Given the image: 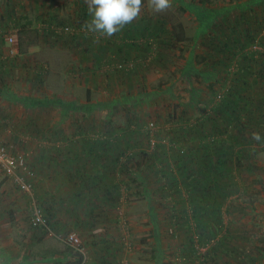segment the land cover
<instances>
[{
	"label": "trees",
	"instance_id": "16d2710c",
	"mask_svg": "<svg viewBox=\"0 0 264 264\" xmlns=\"http://www.w3.org/2000/svg\"><path fill=\"white\" fill-rule=\"evenodd\" d=\"M143 3L142 1V5ZM203 3L199 18L202 22H205L204 18L212 21L214 19V16L211 17L212 4L209 0ZM24 8L13 0L7 2L6 16L16 27L26 31L38 22L40 25H47V28H44L45 36L63 38L66 44L73 41L69 39L70 36H57L54 29V25L66 26L65 21L59 20L52 13L42 15L43 12L41 15L38 14L36 22L32 23L28 16H18L17 9ZM38 9L40 8H36ZM83 10L89 9L83 6ZM84 17L88 18V15L84 13ZM1 20L5 22L3 15ZM218 23L214 24L211 30L201 32L198 37L201 41L195 49L198 52L195 53V58L188 67L190 70L191 65L198 68L190 73L196 77L193 92L197 83L207 88L205 92L201 88L195 90L197 99L195 106L189 107L187 102L177 105L170 103L174 102L171 99L172 88H164L163 92L168 90L167 94L170 93L166 95L171 97L166 98L170 104L165 107L166 109L160 110V114L156 113L154 119L151 115L149 119H140L130 114L128 119L119 125L110 119L106 125L95 124L88 132L84 131L81 121H78L80 119H77L78 128L72 129V134L69 136L65 134L64 125L51 122L45 129L39 130L36 127V133L45 141L52 143V150L67 156L66 164L70 173L65 177L69 182L75 181L74 184L80 178L79 186L75 189L80 201L86 200L89 204L87 206L90 207L91 203L102 199L103 208L106 210L100 213L103 221L110 225L118 224V217L111 219L116 215L115 209L119 210L124 203L137 200L138 196L150 202L155 201L154 196L158 194L166 201L164 207L167 216L171 215L179 221L182 219L177 229L186 226L188 230H192L195 227L206 234L205 238L203 234L198 235V246H207L208 256L196 252L197 247H194L196 240L191 238L193 258H187L185 264H211V262L219 264L220 260L234 264L233 261L240 262L239 257L242 256L244 258L247 256L244 264L246 262L260 264L264 251L257 250L264 247V236L250 235L257 255H253V252L243 255L244 252L237 253L230 246L231 244L234 246L233 242L239 236L230 233L218 236L220 231L214 232L213 228H209L208 232L205 227L212 222L222 225L236 197L239 199L247 196L255 200V183L258 179L255 180L253 176L258 171L264 172V167L256 161V156L264 148V141L258 143L252 139L253 133L264 136V4L260 9L252 6L242 13L235 14L234 17L227 16L226 21L219 25ZM78 27L81 28V25ZM9 29H12V24L7 22L0 27L2 32ZM65 30L68 31V27ZM75 37L81 38L78 40L81 42L75 46L77 49L73 51L76 62L64 71L70 79H76L79 73L77 79L81 82L84 79L80 77L83 76L92 81L97 77H109L121 71L148 74L150 66L170 59V55L165 53L166 50L175 49L187 40L183 29L177 32L172 28L168 29L164 23L150 27L145 16H139L138 20L126 25L122 31L112 37L99 36L98 33L89 31L88 34ZM3 38L4 35L1 34V43ZM96 38L106 44L99 47L98 54L94 52ZM129 48L131 50H127ZM179 48L184 50L181 45ZM23 60V58H14L9 65L2 60L0 54V76L9 72L8 68L16 70ZM38 70L33 74L34 77L29 79L34 88L43 89L47 84L48 70L44 64L39 65ZM190 74L187 73V76ZM1 84V97L11 102L21 101L23 105L28 99L26 104L34 106L33 109H28L29 111L35 112V109L40 108L35 106H46L45 109L52 111L57 105L64 106L63 112L67 115L72 110L79 111L75 109L77 100L58 98L54 102L55 106L51 104L52 100L48 96L40 99L31 95L22 99L9 88L6 79L2 78ZM91 93V90L87 91L89 103ZM152 99L148 96V100ZM153 101L156 104L157 99ZM69 127H73V123L69 124ZM31 128L34 129L33 126ZM79 142L84 144L82 149L77 147ZM1 143L8 149L2 141ZM147 147H152L153 151H148ZM70 156L73 159L69 158ZM24 160L25 170L23 169L24 172H20V175L31 185L32 195L23 191L14 177L5 175L3 183L12 181L16 189L28 199L27 208L30 206L31 226L40 230L44 236L48 234L49 229L65 234L77 232L78 223L71 228L64 225L53 214L54 208L44 194H39L37 186L27 180L32 170L28 168L25 157ZM83 167L90 172L83 174ZM36 210L40 211L47 221L46 227L33 226ZM15 212L16 210L14 214ZM17 212L19 213L20 209ZM153 217L158 218L155 213ZM75 220L79 222L81 218L77 217ZM175 231L173 234H176ZM111 245L112 243L105 241L101 252L115 260L118 257L117 251L112 252ZM68 254L70 255V252ZM22 257V255L19 257L20 260H23ZM73 259L76 262L69 264L83 263L81 253L74 254ZM101 261L103 264H114L106 259ZM155 262L159 264L160 258Z\"/></svg>",
	"mask_w": 264,
	"mask_h": 264
},
{
	"label": "rangeland",
	"instance_id": "374dc122",
	"mask_svg": "<svg viewBox=\"0 0 264 264\" xmlns=\"http://www.w3.org/2000/svg\"><path fill=\"white\" fill-rule=\"evenodd\" d=\"M142 1L144 3L139 16L147 17L150 27L164 23L168 29L172 28L177 32L184 30L187 40L180 43L184 50L179 48L180 45L175 49L166 50L165 53L170 55V59L150 66L148 74L146 72L121 71L116 75L100 76L92 81L83 76L80 77L84 79L81 82L77 79L80 76L79 73H77L76 79H70L64 70L76 62L73 51L77 49L75 46H78L81 42L78 40L81 38L75 36L88 34V31L82 27L86 26L87 20L92 18L88 10L90 0H13L19 6L25 7L22 10L17 9L18 16L26 15L32 23L36 22L37 15H41L43 12L42 15L52 13L59 20L65 21L66 26L54 25V29L57 36H70L69 39L73 41L69 44L64 43L63 38L45 36L44 28H47V25H40L38 22L32 28H27L26 31L16 27L5 13L8 0H0V27L5 22L12 24V29L3 32L0 30V35H4L3 42H0L2 60L11 65L14 58L24 59L16 67V70L8 68L9 72L0 76V87H2L3 78L7 80L9 88L19 98L25 99L33 95L44 99L48 96L52 100L51 104L54 105L58 98L74 99L77 100L75 109H79V111L72 110L70 116L63 112L64 106L60 105H55L56 107L52 111L45 109L46 106H35L40 108L32 112L28 109L31 110L34 106L26 104L28 99L23 105L21 101L11 102L0 96V140L8 147L9 151L24 155L27 159V166L32 170V174L30 177L27 176V180L37 186L39 194H44V197L54 208L53 214L56 218L68 228L74 227L78 223L77 232L65 234V232L56 233L49 229L48 234L44 236L40 230L34 229L30 224L31 210L30 206L27 208L28 199L16 189L12 181L3 183L5 174L0 171V237L9 234L10 240L18 242L8 250L9 254L6 253L7 256L9 255V260L13 259L17 264H44V262L41 263L42 259L47 260L46 264L57 263L58 258H63L53 253L57 247L72 263L76 262L73 255L78 252L83 256L82 264H103L101 259H106L114 264H156L155 261L157 259L158 262L159 258V264H185L187 258H193L191 238L196 240L194 246L197 247L196 252L208 256L206 253L209 250L208 247L198 246V235L203 234L205 238L204 231L195 227L188 230L186 226L177 229L179 228L177 225L182 219L179 221L171 215L167 216V210L164 207L166 201L161 199L158 194L154 196L153 200L155 201L150 202L148 199L138 196L137 200L124 203L119 210L115 209L116 215L111 219L118 217V224L110 225L103 221V218H100V213L106 210L103 208L102 199L91 203L90 207L87 206L89 204L86 200L80 201L75 193V189L81 181L80 178L74 184L75 181L69 182L65 177L70 173L66 164L67 156L52 150V143L45 141L36 133V127L42 130L47 124L58 122L60 126L64 125L65 134L69 136L72 134V129L77 130L78 128L77 119H80L78 121H81L84 131L88 132L94 128L95 124L106 125L110 119L119 125L125 122L130 114L138 116L140 119H149L151 115V118L154 119L156 113L160 114V110L166 109L165 107L170 103L177 105L187 102L189 107L195 106L197 104L195 90L201 88L205 92L207 89L205 85L201 86L197 83L193 92V83H196V77L190 73L198 68L192 65L191 70L188 68L195 58V53L198 52L195 49L201 41L198 38L201 32L211 30L217 22H219L218 25L223 23L227 20V16L234 17L235 14L242 13L252 6L260 9L264 4V0H209L213 8L211 17L214 16L211 24V20L204 18L205 22H202L198 16L203 8L201 4H204L205 0H171V6L162 12L155 11L153 0ZM83 6H86L88 11L83 10ZM36 8L40 9L36 10ZM84 13L88 15V18L84 17ZM1 15L5 18V22L1 20ZM215 16L217 17L215 18ZM79 25L81 28L78 27ZM66 27H68V31L65 30ZM11 37L14 38V42L10 41ZM95 42L97 43L94 52L98 54L100 53L98 52L99 47L106 44L98 41V38ZM42 64L46 65L48 70L47 84L43 89H36L29 78L39 71L38 66ZM42 73L44 74V71ZM187 73L191 78L187 76ZM164 88H172V98L166 96L170 93L167 94L168 90L163 92ZM88 90L92 91L90 103L87 101ZM148 96L157 99L156 104L153 99L148 100ZM166 98H171L174 102L168 103ZM34 102L38 104L36 101ZM72 123L73 127H69V124ZM32 126L34 129L31 128ZM83 145L82 142H79L78 149H82ZM147 150L153 151L152 147H147ZM69 158L73 159L72 156ZM256 161L264 167V148L256 156ZM83 172V174H87L90 171L83 167ZM253 177L255 180H259L255 183V200L247 196L239 199L236 197L230 207V213L224 217L222 225L212 222L205 227L208 232L209 228H213L214 232L220 231L218 236H222L224 233L239 236L233 242L235 247L232 244L230 246L237 253L244 252L243 255H249L252 252L253 255H257L254 241L251 240L250 235L261 234L264 236V172L258 171ZM14 209L16 210L15 214ZM18 209H20L19 213ZM5 213L6 215H4ZM153 213L158 218H154ZM3 215L8 220L1 222ZM77 217L81 218L79 222L75 220ZM175 229L177 230L175 231ZM174 231L176 234H173ZM70 235L78 237L79 250L69 242ZM31 236L38 240L35 239V243H31L29 241ZM39 240L42 241L39 242ZM105 241L112 243V252H118H116L118 257L115 260L110 255L101 252ZM262 250L264 251V247L257 251ZM21 255L23 260L18 259ZM245 258L239 257L240 262L233 261V263L244 264ZM218 262L219 264H231L226 260ZM245 264L251 263L246 262ZM260 264H264V254Z\"/></svg>",
	"mask_w": 264,
	"mask_h": 264
},
{
	"label": "clouds",
	"instance_id": "9594fccd",
	"mask_svg": "<svg viewBox=\"0 0 264 264\" xmlns=\"http://www.w3.org/2000/svg\"><path fill=\"white\" fill-rule=\"evenodd\" d=\"M155 11L162 12L171 6V0H153ZM142 0H90L89 14L92 17L86 25L89 32L99 33L105 37L122 31L139 17ZM256 142L264 141V136L253 133Z\"/></svg>",
	"mask_w": 264,
	"mask_h": 264
},
{
	"label": "built area",
	"instance_id": "2783aa9c",
	"mask_svg": "<svg viewBox=\"0 0 264 264\" xmlns=\"http://www.w3.org/2000/svg\"><path fill=\"white\" fill-rule=\"evenodd\" d=\"M14 42V38H10ZM25 170V160L20 154H12L0 141V171L5 175L15 178V182L19 184L23 191L32 195V187L20 175V172ZM47 226V221L43 218L40 211H35V218H33V226ZM69 242L79 250L80 242L76 235H70Z\"/></svg>",
	"mask_w": 264,
	"mask_h": 264
},
{
	"label": "crops",
	"instance_id": "0c3cea01",
	"mask_svg": "<svg viewBox=\"0 0 264 264\" xmlns=\"http://www.w3.org/2000/svg\"><path fill=\"white\" fill-rule=\"evenodd\" d=\"M82 28L83 29H86V26H83ZM13 211H15V209ZM4 215H6V213ZM4 215H3V219H2L1 222H4V221H7L8 220V218L7 217H4ZM8 235L9 234H4L3 236L0 237V264H17V262L15 260H13V259L12 260H9V255L7 256V254H6V253L9 254L8 250L9 249H12V245L18 243L15 240H10L8 238ZM32 237L33 236H31L29 238V241H31V243H35V239L38 240V238L35 237V239H34ZM42 240H39V242H41ZM45 240H46V238H45ZM15 248H16V246H15ZM58 249H60V248L57 247L56 250H53V253L56 254L57 256H62L63 258H58V260H59L58 262L59 263L57 262V263H54V264H61V263L62 264H69V261L70 260H67V257H65V253L62 250H58ZM18 259H19V257H18ZM43 262H44V264H46L47 263V260H43L42 259L41 260V263H43Z\"/></svg>",
	"mask_w": 264,
	"mask_h": 264
}]
</instances>
